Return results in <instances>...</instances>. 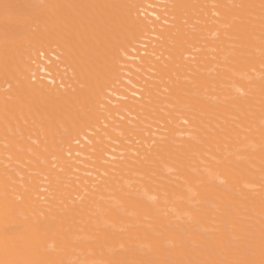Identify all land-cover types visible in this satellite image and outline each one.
I'll use <instances>...</instances> for the list:
<instances>
[{"label": "bare ground", "instance_id": "bare-ground-1", "mask_svg": "<svg viewBox=\"0 0 264 264\" xmlns=\"http://www.w3.org/2000/svg\"><path fill=\"white\" fill-rule=\"evenodd\" d=\"M161 1L0 0V264H264V0Z\"/></svg>", "mask_w": 264, "mask_h": 264}, {"label": "rangeland", "instance_id": "rangeland-1", "mask_svg": "<svg viewBox=\"0 0 264 264\" xmlns=\"http://www.w3.org/2000/svg\"><path fill=\"white\" fill-rule=\"evenodd\" d=\"M155 1H157V0H155ZM159 1H160V0H159ZM162 1H164V0H162ZM162 1H161V2H162ZM164 2H165V1H164ZM158 3H159V2H158ZM158 3H157V4H158ZM162 4H163V3H162ZM162 4H161V5H162ZM148 6H149V5H148ZM151 6H154V5H151ZM150 8H151V7H150ZM153 8H154V7H153ZM155 8H157V6H155ZM151 9H152V8H151ZM153 10H154V9H153ZM144 12H146V14H147V10H144ZM148 13H149V12H148ZM149 16H153V15L150 13ZM136 37H137V36H136ZM55 38H56V37L54 36L53 40H55L56 43H57V40H56ZM145 41H148V42H149L150 40H145ZM53 43H54V44H51V45H49V46L44 44V46H41V49L44 48L45 50H47V49H46V46H48L47 48H49V47L51 48V47L53 46L52 49L54 48V50H55V49H56V46L54 47V45H57V44H56L55 42H53ZM33 47H35V45H33ZM33 47H32V48H33ZM50 48H49V49H50ZM57 51H58V47H57ZM142 51L144 52V50H142ZM142 51H141V52H142ZM143 52H142V53H143ZM52 54H53V53H52ZM52 54H47V55L45 54V55H46L47 57L51 55L50 57H51L52 59H53V58H56L54 55L52 56ZM57 54H58V53H57ZM42 55H43V54H41V56H40V58H41L42 61H41V60H40V61L43 62L44 65H45V64L48 65V64H49V60H48V58H46L45 55H43V56L45 57V59H46V60H44V57H42ZM58 57H59V55H58ZM57 59H58V58H57ZM46 62H47V63H46ZM47 65H45V66H47ZM45 69H46V68H45ZM48 69H49V68H48ZM52 70H54L53 72L57 73V72L55 71V69H52ZM56 70L58 71V70H60V69H56ZM43 72H46V73H43ZM40 73L42 74V78H43V79H46L51 85H53V84L51 83L52 81H51L50 79L48 80V78H51V77H55V78H56V75H55V76H52L53 74L51 73V71L48 72L47 69H46V71H45L44 69H43V70L41 69ZM50 73H51L52 75H51ZM47 74H48L49 76H48ZM46 75H47V76H46ZM133 75H134L133 77L136 79V81L138 80L139 82H143L142 79H144V78L146 77L145 74H142L143 77H142V75H140V76L142 77V79L140 78V76H136L135 74H133ZM43 76H44V77H43ZM50 76H51V77H50ZM131 76H132V75H131ZM51 79H52V78H51ZM52 80H53V79H52ZM141 80H142V81H141ZM54 81H55V80H54ZM54 81H53V82H54ZM139 86H140V85H139ZM139 86H138V85H135V88H136L137 90H138V89H141L142 87H141V86L139 87ZM136 89H135V91H136ZM131 93H132L135 97L137 96V98H139L138 91H137V93H135V92H130V95H131ZM116 95H117V96H116ZM116 95H113L114 98H117V97L119 96L118 98H122V99H123V97H124V99H125V97H126L125 95L123 96V94H122V96H121V95H118V94H116ZM133 95H132V96H133ZM112 102H113V101H112Z\"/></svg>", "mask_w": 264, "mask_h": 264}]
</instances>
